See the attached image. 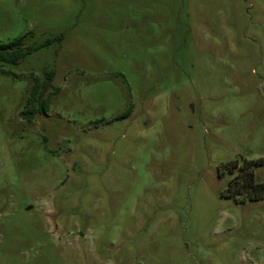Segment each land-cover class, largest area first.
<instances>
[{
    "label": "rangeland",
    "instance_id": "1",
    "mask_svg": "<svg viewBox=\"0 0 264 264\" xmlns=\"http://www.w3.org/2000/svg\"><path fill=\"white\" fill-rule=\"evenodd\" d=\"M58 35L0 65V264H264V197L219 174L264 184V0H0L1 41Z\"/></svg>",
    "mask_w": 264,
    "mask_h": 264
},
{
    "label": "trees",
    "instance_id": "2",
    "mask_svg": "<svg viewBox=\"0 0 264 264\" xmlns=\"http://www.w3.org/2000/svg\"><path fill=\"white\" fill-rule=\"evenodd\" d=\"M25 36L14 38L11 41L3 42L0 40V65H18L25 57L33 54L41 48L48 47L53 43H61L63 35L48 38L40 44L26 45ZM55 71L51 70L45 73V77H35L34 85L30 91L27 101V107L20 112V116L28 121L33 122L40 114H47L50 110L52 98L60 92V88L53 85ZM133 108L130 107L127 112L118 116L119 119L129 116ZM256 161L239 160L220 165V176L225 171L232 173L229 181V193L234 196L254 200L264 197V184L255 181ZM231 191V192H230ZM229 197V196H225Z\"/></svg>",
    "mask_w": 264,
    "mask_h": 264
}]
</instances>
